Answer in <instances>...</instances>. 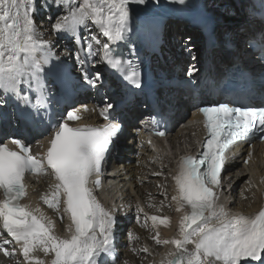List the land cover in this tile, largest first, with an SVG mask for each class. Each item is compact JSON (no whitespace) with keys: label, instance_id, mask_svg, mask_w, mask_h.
Segmentation results:
<instances>
[{"label":"snow or ice","instance_id":"1","mask_svg":"<svg viewBox=\"0 0 264 264\" xmlns=\"http://www.w3.org/2000/svg\"><path fill=\"white\" fill-rule=\"evenodd\" d=\"M172 2L184 5L186 0ZM53 3L60 6L69 4L70 0H53ZM131 3L143 5L145 0H83L56 20L52 28L58 35L70 34L83 44L85 41L80 39L78 29L91 21L108 42L96 36L89 37L95 44H102L100 52H93L92 44L87 43L86 58L78 55L77 60L83 66L100 55L101 61L116 69L121 66V60L113 55L110 44L126 39ZM34 12V0H0V102L2 96L19 98L21 85L45 95L41 74L53 55L48 42L37 35ZM56 69L57 65L53 64L48 71ZM82 77L92 87L102 80L99 72L92 76L83 68ZM125 78L135 87L141 86L137 71L132 70ZM36 82H39L38 89L34 87ZM23 99L27 105L26 94ZM112 107L106 104L100 115L107 119ZM199 111L203 114L208 138L198 157L182 158L174 177L177 193L172 199L177 202V211L185 210L178 238L157 239L156 243L175 246V252L169 253L173 258L167 264H264V208L252 216L230 215L217 202V190L221 188L222 171L228 160L226 150L234 142L254 137L257 129L261 133L259 138L264 139V108L220 103L200 107ZM66 116L68 121L78 118L72 111ZM54 127L55 133L42 159L32 155L29 146L20 139L11 141L18 151L0 143V190L4 197L0 199L2 228L12 239L22 242L25 258L39 248L45 254H54L50 264H100L101 259L112 252L115 218L97 201L90 184H99L92 178L101 172L106 152L120 125L70 127L66 122L57 121ZM45 166L56 181L52 198H46L45 203L55 208L63 197V211L70 214L69 238L54 235L51 222L36 215L39 209L28 210L19 203L26 194L22 183L25 172H40ZM149 219L154 225L158 220L156 216ZM5 255L9 253L5 251ZM35 264H43V261L36 260Z\"/></svg>","mask_w":264,"mask_h":264},{"label":"bare ground","instance_id":"2","mask_svg":"<svg viewBox=\"0 0 264 264\" xmlns=\"http://www.w3.org/2000/svg\"><path fill=\"white\" fill-rule=\"evenodd\" d=\"M154 1L155 0H145V3L143 5H140V4H137V3H131L129 5V8H134V9L137 10L136 11L137 13L144 14L145 12L153 9L152 5L154 4ZM221 2L222 1H218V4H221ZM37 4H38V0H34V6H36ZM50 8H54V12H60V11L64 12L66 10L65 9V5L57 6L55 3H53V0H51L50 2L47 1V3L42 5V7L39 8V9L40 10L43 9V10L48 11V9L50 10ZM39 9H38L39 17L37 15L36 16L37 19L35 18V21L38 24L40 22H42L40 20L41 19L40 18L41 17V14H40L41 12H40ZM217 13L221 17H228L229 19H232V20L238 19L240 17V16H238L237 9L233 8L231 3L228 5V7H225V8L222 7L221 9H217ZM64 15H65V13L64 14H62V13L58 14L57 17H56V20L60 19ZM132 21H136V17L131 12H129V22H132ZM40 25L43 26V27H46L47 29L50 28L48 31H52L53 30L52 24H48L46 22V19H45V22L40 23ZM250 27H252V26L250 25ZM138 28H140V27H138ZM89 32L92 33V36H97V38L102 41V39H100V36H98L97 32L94 29L91 28L89 30ZM172 33H174V31ZM174 38H178L177 35H174ZM165 42H167L169 44H172V45H180L181 40L179 38L176 39V40H173L171 35H169V36L166 35L165 36ZM88 43L92 44L93 52H97V53L100 52L99 49H100V47L102 45H97V44H95V42H93L91 40ZM58 44H60V42H58ZM160 45H162V44H159V46ZM72 55H74V54H72ZM202 55H205V54L202 53ZM95 57H96L97 61H99V55H96ZM43 80H46V77H44ZM18 100L19 101H23L21 96L18 98ZM261 187L264 188V184L263 183H261ZM252 188L253 189L248 191V194L252 192V195H251L252 197H250L248 199L247 198H243V200L241 199L242 200L241 205L243 207L256 208V210H258L261 207L262 203H263L262 202V198L260 197V195L258 193V185H254L253 184ZM159 190H162V189H159ZM154 192L156 193V189L154 190ZM162 195L166 196V199L169 202H167V206L164 205L163 207L157 208L156 209V214L153 215V216H156L158 218L157 221H160L161 219L166 221L164 224H161L159 222L157 230H158V232H159V230H161V232H162V233H159V234H161L160 235L161 241H165V240L170 241L171 239L178 238L179 223H180L181 217L185 214V210L183 208L180 211L176 210L178 205L172 199V197L174 195V192H173V189H172V187L170 185V182L167 185V187H165V189L163 190ZM148 200H149L148 201L149 208H148V212H147L148 214H150L152 212V210H154L155 201L165 202L161 198H157V197L156 198L149 197ZM241 205L237 206L235 208L238 209V210H241V208H242ZM165 208H169V210L166 211ZM159 209H161V211H158ZM225 210L228 212V209L226 207H225ZM165 213H167V214L170 213L169 215H171V217L170 218L164 217ZM36 215L40 216V214L38 212L36 213ZM150 217H152V216H149V218ZM63 219L66 220V215L65 214H63ZM139 219H140L139 222H137L136 232H128V235L132 239L131 244L133 246H135V248H136L135 251H139V249H140L139 247H137L136 244H138V246H140V245L143 246V249H144V248H147V241L149 242V239H151L150 236L147 237L148 239L145 238L146 241H143V238H140V239L137 238V232L139 233V235H141V234L143 235L144 234V228L145 227H144L143 224H146V223L152 224V220L151 219H149L148 222L143 221L142 217H140ZM51 227H52V225H51ZM149 229L152 231V227H149ZM52 232H53L54 235H56L59 238H69L70 235H71V232H68L62 226L60 228H58V229L52 227ZM158 232H157V234H158ZM144 243H145V245H143ZM116 245H117V247L113 248L114 253H118L119 250L121 251V253H118V255L113 257L112 259L115 260L114 264H120V261L122 260V257L125 254L123 252L126 250V248H128V251H129L130 250V245L127 246L126 244H124L122 242H118ZM161 245H162V247H164V250H162L159 253V255H155V262H156V264L157 263L158 264H167V261L169 259L173 258V257H171L169 255V253L175 252V246L171 245L170 243L166 244V243H163V242H162ZM7 257L1 258L0 259V264H35L36 260L43 261V264H50V261L54 257V254H52V253L45 254L42 251V249L35 248L33 250V252L30 253L29 258H25L23 253H20V257L18 256V254H16L15 257H14L15 260L7 258ZM135 257H136L135 261L139 262L138 261L139 256H135Z\"/></svg>","mask_w":264,"mask_h":264},{"label":"rangeland","instance_id":"3","mask_svg":"<svg viewBox=\"0 0 264 264\" xmlns=\"http://www.w3.org/2000/svg\"><path fill=\"white\" fill-rule=\"evenodd\" d=\"M44 1V2H43ZM47 1H51V0H38V4L35 6V12H34V21H35V18H36V16L38 15V9L39 8H41L42 7V5H44V4H46L47 3ZM80 3H82V1L81 2H79V0H74V2H73V4H72V7L73 6H75V7H78L79 6V4ZM141 5V4H140ZM60 6H62V5H60ZM66 6V5H65ZM40 10V9H39ZM72 10V8H70V11ZM40 14H41V21L42 22H40V23H43V22H45V19H46V22L48 23V24H53L55 21H56V17H57V15L58 14H60V13H62V14H64L65 13V15H67L68 14V12H67V9L64 11V12H54V8H50V10L48 9V11H46V10H40ZM129 12H133L131 9H129ZM38 17H39V15H38ZM46 17V18H45ZM37 19V18H36ZM40 23L38 24V23H36V21H35V26L37 27L36 28V32L38 33V32H40V31H42L44 34H45V41H47L48 43H49V40H50V37H49V29L50 28H46V27H43V26H41L40 25ZM91 24V23H90ZM91 26L89 25L88 27H86V29L87 28H90ZM85 28V27H84ZM52 31H54V30H52ZM51 31V32H52ZM90 36L89 37H91L92 36V33L90 32V34H89ZM167 35L169 36V35H171V36H174V35H172V33H167ZM99 36V35H98ZM88 37V38H89ZM97 37V36H96ZM87 37H86V39H88ZM88 40H90V39H88ZM94 42V41H93ZM158 198V197H157ZM167 206V202H158V201H155V207H154V210L150 213V214H147V216L149 217V216H153V215H155L156 214V209L157 208H160V207H163V206ZM151 210V209H150ZM165 210L167 211V210H169V208H165ZM158 211H161V209H159ZM165 211V212H166ZM167 214V213H166ZM170 213H168L167 215L168 216H170L171 217V215H169ZM165 215V214H164ZM147 224V225H146ZM146 224H143L144 225V234L142 235H137L138 236V238H143V241H146V239L145 238H147L148 236H150L151 237V239H149V242L147 241V248H144L143 249V246H138V244H136L137 245V247H139L140 249H139V251H135V246H133L132 245V247H130V250L128 251V248H126V250L123 252V253H125L124 255H123V257H122V260L120 261V264H156V262H155V255H159V253L162 251V250H164V247H162V242L161 243H159V244H157L156 243V240L157 239H159L160 241H161V238H160V235L161 234H159V233H162L161 232V230H159V232H158V230H157V228H158V224H159V221H157L156 223H155V225L153 224V221H152V224H149V223H146ZM152 227V231L149 229V227L150 226ZM136 227H137V224H136ZM154 229V230H153ZM158 232V234H157V232ZM151 232V233H150ZM149 233V234H148ZM147 235V236H146ZM148 239V238H147ZM143 245H145V243L143 244ZM161 248H160V247ZM150 249V250H149ZM133 250V251H132ZM157 253V254H156ZM129 254V255H128ZM133 255V256H132ZM135 256H139V258H138V261L139 262H137V261H135ZM13 257V256H12ZM141 257V258H140ZM165 261V260H164ZM158 264V263H157Z\"/></svg>","mask_w":264,"mask_h":264}]
</instances>
